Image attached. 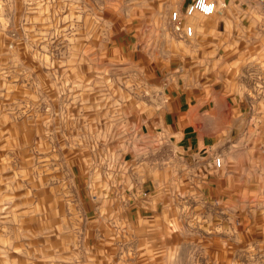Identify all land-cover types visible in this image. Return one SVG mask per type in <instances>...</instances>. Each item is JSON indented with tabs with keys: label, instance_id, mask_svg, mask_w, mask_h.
Instances as JSON below:
<instances>
[{
	"label": "rangeland",
	"instance_id": "1",
	"mask_svg": "<svg viewBox=\"0 0 264 264\" xmlns=\"http://www.w3.org/2000/svg\"><path fill=\"white\" fill-rule=\"evenodd\" d=\"M190 1L0 0V264H264V4Z\"/></svg>",
	"mask_w": 264,
	"mask_h": 264
},
{
	"label": "crops",
	"instance_id": "2",
	"mask_svg": "<svg viewBox=\"0 0 264 264\" xmlns=\"http://www.w3.org/2000/svg\"><path fill=\"white\" fill-rule=\"evenodd\" d=\"M192 1V0H191ZM190 1V2H191ZM227 4H231L232 2H236L239 0H224ZM189 2V3H190ZM188 3V4H189ZM187 4V5H188ZM186 5V7H187ZM185 7V9H186ZM184 9V10H185ZM181 11V10H180ZM174 51V50H173ZM170 55V59L173 58L174 61V56ZM176 68L173 67V75L172 78L175 79L177 77H182L186 75L187 76L188 72L181 71V74H178L177 71L175 70ZM187 73V74H185ZM174 83V82H173ZM182 86V85H181ZM186 89L188 87L187 84L183 85ZM178 87V86H177ZM173 87V143H182L183 145L179 147V149H182L183 151H190L193 147L194 143V138H193V131L189 129V127L194 125V117L195 115H205V113L209 112V109H207V104L208 101L210 100L209 95H205L204 92H202L200 97L198 98L199 101L194 104V96L188 90L184 88L177 89ZM205 105V108H203V105ZM213 110L215 111L214 113V118L215 120L218 119L219 117V110L216 108L215 105H213ZM222 114V112H220ZM225 122H221V125L224 126ZM199 143L201 142L200 139L197 140Z\"/></svg>",
	"mask_w": 264,
	"mask_h": 264
},
{
	"label": "built area",
	"instance_id": "3",
	"mask_svg": "<svg viewBox=\"0 0 264 264\" xmlns=\"http://www.w3.org/2000/svg\"><path fill=\"white\" fill-rule=\"evenodd\" d=\"M259 3L264 4V0H257ZM218 10V0H192L184 10V13L180 10H174L171 13V21L176 25V29H184L185 34L188 36L193 35V25L189 23H183L185 16H193L196 13H200L206 16L213 15ZM183 26V27H182ZM214 164L217 167L222 166V157L217 155L214 157Z\"/></svg>",
	"mask_w": 264,
	"mask_h": 264
}]
</instances>
